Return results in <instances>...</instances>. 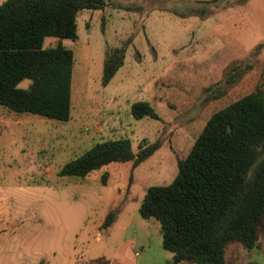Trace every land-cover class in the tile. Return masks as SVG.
Segmentation results:
<instances>
[{
    "label": "rangeland",
    "instance_id": "374dc122",
    "mask_svg": "<svg viewBox=\"0 0 264 264\" xmlns=\"http://www.w3.org/2000/svg\"><path fill=\"white\" fill-rule=\"evenodd\" d=\"M199 1L206 0H112L102 16L80 12L81 36L97 25L92 58L104 55L106 47H124L126 67L136 59L129 79L104 90L103 104L95 100L98 84L93 101L84 100L87 81L100 73H90L84 43L68 41L76 58L71 120L18 114L0 105V264H110L113 244L105 245L103 227L108 214L121 221L135 213L149 187L174 180L178 159L187 157L213 113L258 86L264 89V47L253 54L264 44V0H224L207 8L206 18L169 11L197 8ZM154 61L156 70L166 68L161 77H149ZM245 61L249 68L214 98L207 88L221 81L232 63ZM153 81L157 102L152 106L161 119H135L129 103L149 100L142 88ZM30 84L25 79L19 86ZM118 138H129L135 152L143 140L162 145L135 169L132 161L113 162L85 178L59 175L95 142ZM98 232L101 240L94 246Z\"/></svg>",
    "mask_w": 264,
    "mask_h": 264
},
{
    "label": "trees",
    "instance_id": "16d2710c",
    "mask_svg": "<svg viewBox=\"0 0 264 264\" xmlns=\"http://www.w3.org/2000/svg\"><path fill=\"white\" fill-rule=\"evenodd\" d=\"M224 0L199 1L187 11L171 9L180 17L206 18ZM112 0H4L0 4V105L18 114H37L69 121L72 110V77L75 58L61 40L78 38L77 16L82 10H101ZM143 10L142 5H117ZM164 9L165 6L161 5ZM49 37L60 41L45 47ZM264 44L258 45V53ZM125 48H108L102 85L110 83L124 64ZM249 68V61L232 63L221 81L207 88L214 98L225 94ZM264 77V65L262 67ZM31 80L28 88L19 84ZM130 112L135 119H161L147 101H137ZM162 143L143 140L135 152L129 138L95 142L82 155L68 161L60 176L85 178L113 162H130L135 169ZM103 174L102 183H106ZM140 214L161 225L163 246L174 254L170 264H226L225 253L233 242L257 247L258 226L264 216V89L252 92L213 113L187 157L178 159V172L168 185L151 186ZM115 219L110 212L103 224Z\"/></svg>",
    "mask_w": 264,
    "mask_h": 264
},
{
    "label": "crops",
    "instance_id": "0c3cea01",
    "mask_svg": "<svg viewBox=\"0 0 264 264\" xmlns=\"http://www.w3.org/2000/svg\"><path fill=\"white\" fill-rule=\"evenodd\" d=\"M3 1L4 0H0V4ZM108 8L109 5L101 10H87V9L85 10H87V12H95V14L98 15L100 14V16H102L103 13H105V11ZM78 16H77V24L79 26ZM78 29L79 27H77V30ZM93 35L94 36L99 35V33L97 32V25H94L89 29H87L85 33V37L84 35L81 36L78 30L77 40L75 41L61 40V42L65 47H67L66 44L68 43V41H71L73 44H77L79 41H82L86 49L89 50L90 59H89L88 68L90 70V73L92 74L94 70L95 72H97V74L99 73L100 74L97 79L98 81L96 79L94 80L92 75H89V77L92 78H90L89 81H87V84L85 86L84 100L86 102L93 101L94 97L92 95L95 92V88L98 87L97 86L98 84L100 85L101 92L98 99L95 100L99 102V104H103L105 102L103 97L104 90H107V87L116 80L129 79L131 76L130 71L135 70L133 64L136 59L134 58V62H131L130 65H127V67L124 60V64L117 71V73L112 78L110 83L107 84L105 87H102L103 66L106 58V51L108 48L106 47L103 49L104 55L101 54L100 57L92 58L91 54L94 53L93 47L97 46L98 43L96 38L92 37ZM46 40H49L50 44L53 42L57 44L60 41L58 38H53V37H49ZM44 46L46 47L45 43ZM67 48L72 49L73 51V48L71 47H67ZM157 57L158 55L155 54L154 57L155 61H157ZM74 58H75V53H74ZM140 60H142V58ZM155 61L151 64V66H149V72H150L149 77L151 78L161 77V73H163V71L166 70L165 67L160 68V70H156ZM152 68L155 69L152 71ZM74 73L75 72L73 71L72 104H73V89H74V77H75ZM154 86L155 84L153 81L150 84L147 82V84L142 88V93H144V96L142 97L148 96L149 100L145 98L143 99H145V101L149 102L151 105L157 102L153 98L154 95L156 94ZM82 93L83 91L81 90V94ZM138 97L141 98L140 95ZM132 104L133 103L131 102L129 103V107H128L129 109L131 108ZM111 117L114 118L113 116ZM173 137L175 136H172V138ZM177 140L180 139L178 138ZM139 209L135 213L124 216L121 219V221L118 218L116 219L115 216L113 223L108 228H106L107 240L105 241V245L108 243L113 244V248L110 249V252L108 253V262H110V264H170L174 258V254L169 250H166L163 246V236H162L160 223L153 219L144 218L141 214L138 215ZM115 227H116V231L113 232V228ZM258 234H259L258 245L253 249H247L239 242L231 243L227 247L225 253L226 264H264V216L261 222L259 223ZM100 240L101 238L98 232L97 236L94 238L93 241L94 246H98ZM182 264H196V263L192 261H185Z\"/></svg>",
    "mask_w": 264,
    "mask_h": 264
}]
</instances>
